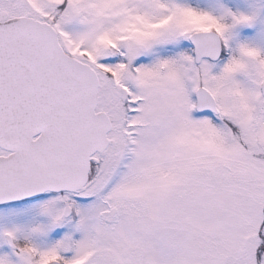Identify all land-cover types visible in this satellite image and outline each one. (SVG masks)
<instances>
[{
	"label": "snow or ice",
	"instance_id": "obj_1",
	"mask_svg": "<svg viewBox=\"0 0 264 264\" xmlns=\"http://www.w3.org/2000/svg\"><path fill=\"white\" fill-rule=\"evenodd\" d=\"M0 264H264V0H0Z\"/></svg>",
	"mask_w": 264,
	"mask_h": 264
}]
</instances>
